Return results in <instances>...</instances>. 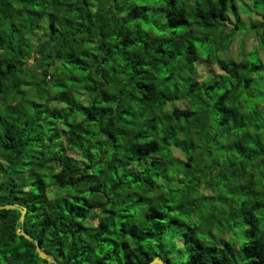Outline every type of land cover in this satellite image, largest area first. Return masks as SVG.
I'll return each mask as SVG.
<instances>
[{"label": "trees", "instance_id": "trees-1", "mask_svg": "<svg viewBox=\"0 0 264 264\" xmlns=\"http://www.w3.org/2000/svg\"><path fill=\"white\" fill-rule=\"evenodd\" d=\"M0 264H264V0H0Z\"/></svg>", "mask_w": 264, "mask_h": 264}, {"label": "water", "instance_id": "water-1", "mask_svg": "<svg viewBox=\"0 0 264 264\" xmlns=\"http://www.w3.org/2000/svg\"><path fill=\"white\" fill-rule=\"evenodd\" d=\"M2 210L20 211L21 217H20L19 223L23 226L25 216H26V212H27V210L25 208H21L18 205H7L4 207H0V211H2ZM18 235L24 237L26 240L32 242L35 245L36 252L38 253L39 258L41 260L48 262V264H53L52 258L42 251L38 241H36L33 238H31L30 236H28L23 230L20 231L18 233ZM150 264H164V262L160 258H155Z\"/></svg>", "mask_w": 264, "mask_h": 264}, {"label": "rangeland", "instance_id": "rangeland-1", "mask_svg": "<svg viewBox=\"0 0 264 264\" xmlns=\"http://www.w3.org/2000/svg\"><path fill=\"white\" fill-rule=\"evenodd\" d=\"M261 217L263 218V217H264V215H263V214H261Z\"/></svg>", "mask_w": 264, "mask_h": 264}]
</instances>
